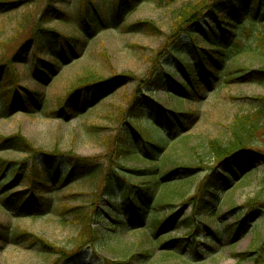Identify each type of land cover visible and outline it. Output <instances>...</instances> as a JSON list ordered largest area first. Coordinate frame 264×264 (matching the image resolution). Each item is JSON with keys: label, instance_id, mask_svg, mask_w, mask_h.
Returning <instances> with one entry per match:
<instances>
[{"label": "trees", "instance_id": "trees-1", "mask_svg": "<svg viewBox=\"0 0 264 264\" xmlns=\"http://www.w3.org/2000/svg\"><path fill=\"white\" fill-rule=\"evenodd\" d=\"M81 1L78 30L73 35L75 39L37 28L33 37L22 42L7 64H0V114L19 111L33 115L41 112L44 103L42 90L51 84L63 66L80 56L82 41L77 37L91 39L106 28L120 27L125 16L135 11L143 0H117L109 17L97 6L98 0ZM20 2L0 0V12L9 11ZM53 3L64 5L63 0H52L42 15L41 23H51L60 14L53 9ZM182 11L166 45L154 57L148 77L140 82L130 109L123 111L124 132L113 138L104 158L107 162L86 164L72 158L69 163L73 171L63 174L59 164L62 155L38 153L44 162L30 166H26L25 162L19 164L0 158L1 208L5 210L6 206H11L13 212L23 216L30 212L55 213L60 217L71 215L80 227L73 249L56 251L55 246L43 239L29 233L8 234L1 230V225L0 244H24L31 249L52 253L58 256L53 264H78L86 249L91 247L95 251H104L106 255L99 263L90 264H156L157 259L162 257L185 258L188 261L186 258L191 254L199 259L205 254L218 255L222 249L237 245L238 237L249 225L257 207L253 202L261 199L248 203L255 209L251 208L244 217L238 213L241 207L232 206L222 212L218 203L225 186H232L245 168L243 162L233 164L238 156L247 155L253 160L247 163L250 171L246 175L256 171L254 165L264 167L263 151L254 147L259 132L264 129V98L254 99L260 103L254 112L235 119L228 143L208 144L212 165L204 167L207 174L197 184L191 174L193 168L189 166L175 163L173 169L165 170L171 163V156L165 155L164 151L174 142L173 136L181 135L179 142L187 143L184 131L194 115L184 110L185 104L194 102L204 93L203 84L208 82L210 87L216 86L223 81L229 82V78L234 76V69L228 64L231 65L237 53L244 52L242 37L250 40L247 48L264 56V0H195ZM197 27H201L202 32H198ZM128 29L133 33H159L153 24L144 22ZM183 34L190 37L188 44L183 40ZM57 39L63 42L69 40L70 50L62 47L58 50V46H53ZM30 53L33 71L29 75L33 77L37 73L36 90L19 85L14 70L17 65H30ZM164 53L165 56L160 59ZM243 77L253 78L264 85V66L248 70L234 80L239 81ZM128 80L126 76H114L106 86L108 90H113L118 82ZM97 83L91 81L73 89L53 114L60 116L63 109L67 120L77 117L79 109L85 111L95 103L97 97L94 90L98 88L95 85H103ZM169 87H172L171 92L167 90ZM159 91L169 94L177 108L171 106V109L168 105L160 107V102L152 97L148 103L143 102L141 93ZM151 107L157 113L156 117L161 119L159 122L147 116ZM158 107L161 108L159 113ZM167 131L170 136L166 135ZM131 132L141 137L138 147ZM1 151L35 152L21 135L0 137ZM130 161L141 162L142 168L124 166ZM122 169H126V173ZM72 172H75L77 180L98 178L100 188L92 193L87 207L56 210L53 196L65 190ZM51 182L58 190L35 196L37 192L45 191ZM24 183L27 184L26 189L19 191ZM10 185L14 187L7 188ZM261 186L264 187V179ZM227 216L235 220L230 225ZM211 223L216 224V230L209 227ZM222 226H225L224 229ZM129 235H133L135 241H129ZM202 240L207 241L203 243L206 253L199 250ZM232 256L238 260L237 264H264V244L256 250Z\"/></svg>", "mask_w": 264, "mask_h": 264}, {"label": "rangeland", "instance_id": "rangeland-1", "mask_svg": "<svg viewBox=\"0 0 264 264\" xmlns=\"http://www.w3.org/2000/svg\"><path fill=\"white\" fill-rule=\"evenodd\" d=\"M8 1L13 2L14 0ZM19 1L21 2L17 7L0 12V64H7L22 42L33 37L37 28L56 31L62 36H68L69 39L76 38L73 35L78 30L81 0H63L64 5L53 3V9L59 11L60 14L48 24L41 23L40 20L52 0ZM194 1L143 0L135 11L125 16L120 27L106 28L91 39L81 38L79 35L77 39L82 41L79 45L80 56L70 64L63 66L51 84L42 90L44 103L41 112L33 115L19 111L18 113L0 114V137L21 135L32 145L35 152L25 154L19 151H1L0 158L19 164L25 162L26 166H30L44 162L42 155L38 153L62 155L59 164H61L63 174L73 171L69 163V159L72 158L86 164L107 162L104 158L111 148L113 138L124 132L125 120L121 118L123 111L130 109L140 82L148 77L154 57L166 45L168 36L173 33V26L178 18H181L182 10ZM116 2L117 0H98L97 6L102 8L105 16L109 17ZM142 22L153 24L159 33L146 31L133 33L128 29ZM197 31L202 32V28L197 27ZM182 38L188 44L190 37L183 34ZM69 42L67 39L64 42L57 39L53 46H58V50L60 47L70 50ZM241 43L245 44L244 52L237 53L231 65L228 64V67H233L235 73L229 78V82L223 81L212 87L205 82L203 84L204 93L194 102L185 104L184 110L194 115L184 131L188 139L187 143L179 142L181 135L173 136L174 142L164 151L165 155L171 156V163L165 170L173 169L175 163L189 166L193 168L191 174L195 176L196 184L207 174L204 167L212 165L209 161L208 144L211 142L228 143L235 119L254 112L260 104L254 99L264 98L263 84L248 77H243L239 81L234 80L237 76L245 75L248 70L260 69L264 66V56L257 50L247 48L250 40L246 36L242 37ZM164 56L165 53L159 58ZM28 60H30V65H17L14 70L19 78V85L36 90L38 89L36 87L37 73L33 77L29 75V72L33 71L31 53ZM175 68L177 69L178 66L176 65ZM114 76H126L129 80L120 81L113 90H108L106 84ZM177 80L180 81L181 77L178 76ZM91 81L103 83L102 86L98 83L99 86L95 85L98 88L94 90L96 91L95 97H97L94 104H90L85 111L79 109V115L71 120L65 118L63 109L60 111V116L53 114L59 110L63 99L69 92ZM171 88L167 90L171 92ZM88 91L90 92L91 89L89 88ZM150 97L158 100L160 107L168 105L171 109V106L177 108L170 95L165 94L164 91L141 93L144 103H148ZM160 107H158V113L161 111ZM147 111V116L152 117L154 121L161 120L156 117L157 113L154 112L153 107ZM166 133L170 136L168 131ZM258 136L254 147L257 150L261 149L263 151L261 154L264 155V129L259 132ZM132 137L138 147L141 143L140 135L132 133ZM252 161L247 155H242L238 156L235 163L233 162V164L243 162L245 168L243 167V171L240 172V177L235 178L232 186H225L218 203L222 212H226L232 206L241 207L238 210L241 217L257 206L256 209L254 208L249 225L238 237L237 245L222 249L218 255L205 254L199 259L193 258L191 254L186 258L188 261L185 258L162 257L157 259L156 264H237L238 260L232 256L234 253L256 250L264 244V204H261V202L264 203V187L261 186L264 179V167L254 165L256 171L246 175L250 171L247 163ZM124 166L142 168V163L130 161L125 162ZM122 170L126 173V169ZM72 173L65 184V190L53 196L56 210L87 207L92 193L100 188L98 178L77 180L75 172ZM13 185L7 188H12ZM26 186L27 184L24 183L19 187V191L25 190ZM56 190L58 187L51 182L45 191L37 192L35 196ZM258 198L261 200L253 202L255 206H248L250 201ZM226 218L228 225L235 221L232 216ZM0 225L1 230L7 231L8 234L29 233L35 238L43 239L55 246L56 251L73 249L80 230L77 222L69 214L60 217L55 213L33 214L30 212L27 216H23L13 212L11 206H6L5 210L0 206ZM93 227L96 228L95 224ZM209 227L217 229L215 223H211ZM224 227L222 226L223 229ZM128 238L129 241H135L133 235H129ZM206 242L205 240L200 242L202 243L199 245L201 252H207V248L203 245ZM83 254V259L78 260L80 261L78 264L99 263L106 255L104 251H95L92 247L86 249ZM57 259V255L31 249L24 244L5 242L0 244V264H53Z\"/></svg>", "mask_w": 264, "mask_h": 264}]
</instances>
